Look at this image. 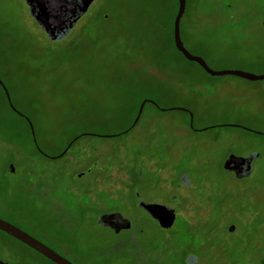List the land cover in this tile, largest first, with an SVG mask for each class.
<instances>
[{"label": "rangeland", "instance_id": "374dc122", "mask_svg": "<svg viewBox=\"0 0 264 264\" xmlns=\"http://www.w3.org/2000/svg\"><path fill=\"white\" fill-rule=\"evenodd\" d=\"M176 10L175 0H95L52 43L22 0H0V80L41 151L0 93V218L83 264H139L156 250L167 264L189 255L264 264V81L210 77L179 57L170 45ZM250 16L190 0L182 42L214 71L264 75V0ZM140 100L157 107L146 104L125 131ZM254 153L250 177L223 169L226 157ZM181 175L191 186L175 192ZM107 186L118 199L100 191ZM133 190L145 202L187 197L189 214L166 235L136 208ZM100 206L136 224L128 239L96 225ZM0 261L50 264L1 232Z\"/></svg>", "mask_w": 264, "mask_h": 264}, {"label": "water", "instance_id": "95a60500", "mask_svg": "<svg viewBox=\"0 0 264 264\" xmlns=\"http://www.w3.org/2000/svg\"><path fill=\"white\" fill-rule=\"evenodd\" d=\"M26 7L28 8V12L30 17L33 19L35 23L40 26V30L45 34L47 39L52 43H57L65 40L70 33L77 27L78 22L85 17L90 7L94 3L95 0H22ZM186 11V0H178V11L177 15L173 22V40L175 49L182 54L184 59L190 63H194L198 65L200 68L204 70V72L210 77H224V76H233L243 80H247L250 82H261L264 81V75L255 76L242 71H234V70H225V71H214L206 64V62L198 56H194L189 53L182 40L180 33V24L181 20ZM0 86L3 89L7 102L9 104L10 109L23 118L27 124L29 125L31 136L34 142L36 149L41 153L37 142L34 127L29 119L23 116L19 111L15 109L11 102V98L7 88L4 86L2 81L0 80ZM146 104H150L154 107L157 105L150 101L145 100L141 103L137 116L132 124V126L128 129V131L132 130L137 123L139 122L143 109ZM181 110V109H178ZM191 117L190 127L192 128V120ZM258 134V133H257ZM84 135L75 137L66 147L64 152L59 156L63 157L70 147L76 142L80 137ZM259 157L258 154L254 153L248 157H236L234 155L229 156L224 164V169L234 172L236 174L237 179L248 178L253 171V164L255 160ZM10 172H13V167L10 166ZM181 181L185 184H188V179L186 176L182 177ZM139 207L143 209L146 213H148L154 220H156L160 227L163 229H171L174 226V222L176 219L174 210L157 203L148 204L144 201L139 202ZM111 222V223H110ZM119 223L121 228L124 230H129L131 228V222L129 220L124 219L120 214L113 213L109 215H105L100 217L99 225L101 227H108V224ZM0 232L9 236L10 238L16 240L27 248L31 249L35 253L39 254L52 264H72L67 259L26 233L25 231L19 229L18 227L0 219ZM0 264H5L0 261Z\"/></svg>", "mask_w": 264, "mask_h": 264}, {"label": "flooded vegetation", "instance_id": "af4514ba", "mask_svg": "<svg viewBox=\"0 0 264 264\" xmlns=\"http://www.w3.org/2000/svg\"><path fill=\"white\" fill-rule=\"evenodd\" d=\"M189 1L190 0H186V5H187V3ZM208 1H211L212 2V8L215 9V10L221 11L222 9L227 10L228 8H230V9L233 8L234 11L236 12V14L239 15L240 17H242V19H247L248 18V13L251 14L250 17H252V19H253L254 3H255L256 0H208ZM210 11H212V10H210ZM3 84L6 87L5 83H3ZM236 157H239V156H236ZM228 158L229 157H226V160ZM242 158H245V157H242ZM225 162H224V164H225ZM224 164H223V169H224ZM253 166H254V164H253ZM253 169H254V167H253ZM225 171L229 172L230 174H232L236 178V174L234 172H231V171H228V170H225ZM252 173H253V171H252ZM252 173H251V175H252ZM182 177H180L179 184H177L175 187L172 188L173 191L177 192V191L182 190L183 187L189 188L191 186V184H189V183L188 184L183 183L181 181ZM187 179H188V177H187ZM237 180H239V179H237ZM108 187L109 186H107L106 189H102L100 191H103L104 193L103 192L102 193L105 194V195L106 194L109 195L112 198V200L118 199V197H116L115 195L112 194L111 189L108 190ZM135 192H136V190L131 191V194L133 195V197L135 199V206H136V208L137 209L139 208V210H141L144 214H146L147 217L151 221H153V223L156 225L157 228H159L161 231H164V234H166L167 232L173 231L178 216H180V217H187L186 215L189 214L190 204H188L187 197H184V198L182 197L179 200L178 197L171 196V201H172L171 203H164V202H159V201L146 202L148 204L157 203V204L164 205V206H166V207L174 210L175 216H176V219H175V222H174V226L171 229H163V228L160 227V224L156 220H154L148 213H146L143 209H141L139 207V202L140 201H143V200L141 199V197L139 196V194L138 193H135ZM97 193L99 194V192H97ZM126 195H127V192H126ZM105 202H107V201H105ZM107 203H109V202H107ZM173 203L179 204V209L178 210L175 208V206L173 205ZM83 209L85 210L87 208L83 207ZM95 211L97 212V216L95 217V223H96V225L98 227L102 228V229H105V230L109 231L110 233L114 234L115 236L121 237V235H123V234H128V237H127V239H128L129 236H130L129 233L134 232L135 231L134 229H136V224L135 223H133L130 219L123 217L119 212H117L115 210H104V207L100 206ZM113 213H118L124 219L129 220L131 222V228L129 230H124V229L121 228V226H120L119 223L108 224V227H106V228L101 227L99 225V219H100V217L105 216V215H109V214H113ZM134 220H135V217H134ZM142 228H140L138 230V233H140V231L143 230ZM166 235H168V234H166ZM49 248L52 249L53 251H55L56 253H58L59 255H61L62 257H64L65 259H67L72 264H83V263H81V261L79 262V260L77 262L76 261L77 258L74 257L73 252L71 250H64L62 245H60V247L59 246H55V248H51V247H49ZM151 253H150L151 255H147L146 253L142 252V258L139 261V264H167V259L161 258V256L157 252V250L156 251H153ZM184 264H198V263H197V259H196V257L194 255H189L185 259V263Z\"/></svg>", "mask_w": 264, "mask_h": 264}, {"label": "trees", "instance_id": "16d2710c", "mask_svg": "<svg viewBox=\"0 0 264 264\" xmlns=\"http://www.w3.org/2000/svg\"><path fill=\"white\" fill-rule=\"evenodd\" d=\"M176 1V5H177V10H176V12H175V15H174V17H173V20H172V22H171V29H170V45H171V48H172V50H174L176 53H177V55L179 56V57H181L182 59H184V57L182 56V54L181 53H179L176 49H175V46H174V40H173V22H174V19H175V17H176V15H177V11H178V0H175ZM182 40V39H181ZM190 53V52H189ZM185 60V59H184ZM188 62V61H187ZM190 63V62H189ZM192 64H194V63H192ZM195 66H197L203 73H205L204 72V70L202 69V68H200L198 65H196V64H194ZM206 74V73H205ZM0 93H1V95H2V97H3V99H4V103H5V106H6V108L9 110V112H11L13 115H15L17 118H19L22 122H23V124L25 125V130H26V133H27V135H28V139H29V141H30V145H31V147L33 148V151H34V153L37 155V156H40V154L38 153V151H37V149H36V147H35V145H34V142H33V139H32V136H31V131H30V128H29V125L27 124V122L23 119V118H21L20 116H18L17 114H15L11 109H10V107H9V104H8V102H7V99H6V96H5V93L3 92V90L1 89V87H0ZM142 101L143 100H140V102L138 103V105H137V107H135L134 109H133V111H132V122L126 127V129H125V131L126 130H128L131 126H132V123H133V121L135 120V118H136V116H137V113H138V110H139V106H140V104L142 103ZM11 102H12V100H11ZM125 131H123V132H125ZM80 134H78L77 136H75V137H78ZM74 139V138H73ZM72 139V140H73ZM72 140H70L69 141V143L72 141ZM68 143V144H69ZM67 144V145H68ZM0 219H2V218H0ZM2 220H4V219H2ZM6 221V220H5ZM3 234V233H2ZM5 235V234H4ZM7 236V235H6ZM9 237V236H8ZM10 238V237H9ZM12 239V238H11ZM14 240V239H13ZM16 241V240H15ZM19 243V242H18ZM21 244V243H20ZM29 249V248H28ZM31 250V249H30ZM32 251V250H31ZM34 252V251H33ZM35 253V252H34ZM37 254V253H36ZM37 255H39V254H37ZM40 256V255H39ZM40 257H42V256H40ZM43 258V257H42ZM43 259H45V258H43ZM46 260V259H45ZM46 261H48V260H46ZM49 262V261H48ZM50 264H52L51 262H49Z\"/></svg>", "mask_w": 264, "mask_h": 264}]
</instances>
